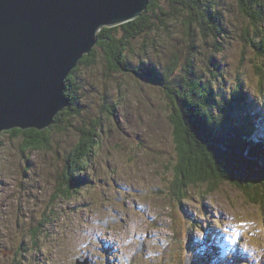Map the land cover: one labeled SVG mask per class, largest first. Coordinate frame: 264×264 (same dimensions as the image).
Segmentation results:
<instances>
[{"label": "rangeland", "instance_id": "374dc122", "mask_svg": "<svg viewBox=\"0 0 264 264\" xmlns=\"http://www.w3.org/2000/svg\"><path fill=\"white\" fill-rule=\"evenodd\" d=\"M223 1L232 4L230 13L223 14L231 16L233 31L251 25L250 19L239 13L236 0ZM180 2L159 0L158 7L151 9L150 25L164 34L159 21L164 20L175 35L167 40L174 54L183 58L170 69L166 85L155 88L144 77L121 73L117 57L113 60L109 56L101 67L100 62L90 68L80 65L69 80L70 94L74 101L78 99L76 107L85 119L76 120V129L49 131L50 150L28 151V164L17 149L23 137L4 132L0 135V264H77L82 256L91 264H264L261 205L249 203L233 184L211 186L206 180L187 189L186 182L175 183L184 176L177 171V163L189 170L182 156L192 145L190 135H184L181 144L175 142L176 135L182 136L184 131L179 127V116L184 115L183 110L188 111L175 99V93L188 98L195 114L206 112L214 117L225 107L223 99L230 98L240 84L257 103L264 101V80L260 84L258 59L251 43L244 42L239 31L229 38L230 34L213 28L211 20L207 26L214 32L204 33L196 26L193 38L184 35L187 16L180 19L184 11ZM163 12L167 16L162 17ZM153 31L140 32L141 36L145 34L143 39L150 40L155 36ZM118 32L112 47L119 48L121 61L132 65L133 72H139L140 60L142 63L146 58L152 63L161 61L167 71L169 59L163 53L158 57L156 53L146 56L140 52V60L137 58L141 40L130 38L140 33L136 27L119 29L115 34ZM218 42L222 45H216ZM240 58L246 63L243 79L236 77ZM190 67L195 68L196 85L182 77ZM227 70V82L231 83L223 84ZM200 74L203 79H211L212 93L205 89L206 82L200 85ZM113 101L120 104L118 113ZM84 123H89L83 131L87 143H98L85 171L88 182L76 193L67 185V177L62 178L63 159L72 155L79 138L76 130ZM214 159L221 163L217 152ZM200 169L196 174L205 180L208 170ZM50 211L52 218L42 228L43 215L50 218ZM228 245L225 256H221L220 249ZM206 246L213 254L209 251L205 256L202 249L207 251ZM193 247L198 250H191Z\"/></svg>", "mask_w": 264, "mask_h": 264}, {"label": "trees", "instance_id": "16d2710c", "mask_svg": "<svg viewBox=\"0 0 264 264\" xmlns=\"http://www.w3.org/2000/svg\"><path fill=\"white\" fill-rule=\"evenodd\" d=\"M236 1L238 2V6L236 5V7L238 11H240L239 13L245 14L250 19L251 25L243 31L237 28L235 31H233L235 24L233 23L231 16H226L223 14V11L230 13L228 7H232V4H228L223 0H181L180 4H182L184 11L181 14L180 19L184 18L185 15L187 16V24L184 35L189 34L193 38L194 35H196V30L198 29L196 26H200L204 33L207 30L214 32L212 31V26L208 28V20L212 21L211 23H213V28L215 27L216 30L230 34L229 38L232 37L235 32L239 31L241 34V39L246 43L249 41L252 45L251 47L253 52L257 55L256 59H258V64L256 65V71L258 74L257 76L260 78V84H262V80H264V0ZM158 2L159 0H151L147 10L139 19L114 28H105L99 33L98 45L89 55H86L83 58L80 64L75 68V70H73L68 80H66V95L70 101L69 107H67L62 113L58 115L54 124L49 129L44 131L31 129L23 131L16 129L14 131L4 132L10 133L14 136L20 135L23 137V143L17 149L19 153L25 157V161L28 164L31 163V156L26 155L28 151L33 150L38 152L39 150H50V141L48 138L49 131L54 129L69 130L71 127L76 129V120L82 122L81 118L85 119L83 113L80 114V109L76 107L78 104V99L76 98L74 101L73 95L70 94L72 84L70 85L69 80L72 76H74L75 73L77 74L80 69V65H85L84 67L90 68L96 66L100 62L99 67H101L104 65V61L107 57L110 56L113 60H115L117 57L118 64L122 66L121 73H134L137 75V77H144L148 84L153 82V85L156 86L155 88L166 85L169 79L167 75H170L171 73L170 69L178 65L179 58H183L179 57L177 54H174V49L168 42V40L171 41L175 36L173 35L172 31L169 30L168 24L160 18L159 21L164 26V34L162 31L154 29L153 26L150 25L153 10L152 8L155 7ZM221 2H223V4H221ZM196 7H199V9L196 10ZM201 12H203L204 17L202 16ZM163 16L167 15L163 12L162 17ZM237 20H239V17ZM225 26L227 27L225 28ZM133 27H136L139 32L142 30V33L144 31L149 33L153 30V32H155V36L150 40L143 39L142 37L145 36V34L141 36V32L139 34H133L130 36L131 39L135 40L136 38H139L141 40L139 45L140 51L135 52L137 55H139L137 58L140 60V52L146 56H148L150 53H156L158 57H161L164 54V57L166 56L165 58L169 59V65H165L167 71H165L161 61L152 63L149 58L144 59L142 63L140 60V67L138 68L139 72H133L134 68L132 65L127 66L123 63V61H121L122 55L120 54L121 52L118 51L119 48H115V46L112 47L113 43L117 41L119 32L117 34L115 33L119 29H122L123 31L127 28L133 30ZM200 34L205 35L202 33ZM177 36H179V33ZM165 44H167V50L165 48L166 46H164ZM216 45L221 46L222 43L218 42ZM123 51L124 49H122V53ZM117 52L118 54H116ZM185 58L189 61L188 57ZM206 60L209 61V58ZM238 63L236 77L238 79H243L244 77H241V75L246 73V63L244 62L243 58L238 59ZM242 68L243 71H241ZM194 69L195 68L190 67L184 70L182 77L186 76L188 81L192 82L193 85H196V81L193 80V76L195 75ZM111 72L114 71L112 70ZM226 75L227 76L223 84L228 83V70L226 71ZM182 77L177 76L178 79L180 78L183 80ZM203 78L204 76L200 74L198 78L200 85L202 86V84L206 82L207 85L205 89L212 93L213 85L210 83L211 79L208 77L205 79ZM188 81L185 79L186 84H188ZM235 91L236 92L231 94L230 98L226 99L223 97V104L225 107L223 106L218 117H214L212 113L208 115L206 112H201L199 110V106L197 107V110L200 111L201 114H195L194 111L191 110L192 107L188 101V98H185L182 93H180V96L178 93L174 94L175 99L183 102L188 110H183L182 113H184V115L181 117L179 116V127L183 128L184 131H182V136L179 134L176 135L175 142H177V144H181L183 142L184 135H190V141L192 142L191 147L187 149L185 154L183 153L182 156L183 160L187 162L186 165H189L190 172L189 170H184V168L179 163H177V171L184 173V176L183 179L179 176V179H177L175 183L177 181L179 183L186 182L184 185H187V189H189V187L192 185L202 183L206 180L210 182L211 186L212 183H216L217 185L220 183L230 184V181L228 180L229 178L227 179V176L235 175L238 180L233 182L234 189L238 190L239 188L241 193L248 199L249 203L250 201L252 203H258L261 205L260 207L264 208V181L251 184L243 183L240 185L239 183L241 177L238 173L240 168L246 170L248 176H252L256 172L264 173V101L262 100V102L257 103L248 94H246L247 92L241 88V84L235 89ZM113 107L115 112L118 113L117 108H120L119 102L113 101ZM88 124L84 123L81 128L76 130L79 134L78 142L71 150V152L73 151V153H71L72 155L68 156L66 159H63L65 174H62V178L67 177V185H69L72 191L76 193L79 192V189L84 183L88 182V180L86 181L87 175L85 171L90 163L89 160L92 156L91 154H96L94 147L95 144L98 143L95 140H90L87 143L86 135L83 133V131ZM176 133L177 130H175V134ZM219 140L222 142H219ZM216 152L219 154V156L224 154V158L230 163L218 164L214 159ZM189 156L192 157V161H189ZM199 167L203 170H208V175L205 177V180L204 177H199L196 174L197 172H201ZM176 169L175 173H178ZM256 177H258V175H256ZM187 189H185V192H187ZM176 191L181 195L179 190L176 189ZM209 193L212 192L209 191ZM173 194L175 195L174 192ZM187 197L188 195H182V198L184 199ZM53 209L57 211L54 204ZM205 210L206 214H209L206 208ZM54 214L57 216L55 211ZM49 216L50 218H46L45 215H43L44 219L41 220L42 222H40L42 228H45L50 222L52 218L51 211ZM200 225L202 228V224ZM37 234L38 233H35V236ZM206 247L208 248L207 251L206 248L202 249L205 256H208L209 251L213 254L210 247ZM223 247L224 249L221 251V256H225L224 250L228 249L229 245ZM235 247L238 249V246L233 245L234 249H236ZM196 249V247H193L191 250L195 251ZM23 252H25V250ZM238 254L240 257V252Z\"/></svg>", "mask_w": 264, "mask_h": 264}, {"label": "water", "instance_id": "95a60500", "mask_svg": "<svg viewBox=\"0 0 264 264\" xmlns=\"http://www.w3.org/2000/svg\"><path fill=\"white\" fill-rule=\"evenodd\" d=\"M148 1L0 0V132L51 127L70 105L66 80L98 33L138 17ZM238 173L240 185L264 181L263 172Z\"/></svg>", "mask_w": 264, "mask_h": 264}, {"label": "bare ground", "instance_id": "6f19581e", "mask_svg": "<svg viewBox=\"0 0 264 264\" xmlns=\"http://www.w3.org/2000/svg\"><path fill=\"white\" fill-rule=\"evenodd\" d=\"M148 2L150 3L151 0H149ZM146 10H147V9L145 8L144 10H142L141 12H139L138 17H135V18L129 19L128 22H121V23L116 24V27H117V26L124 25V24H127V23H129V22H132V21L138 19V18H139V17H140V16H141ZM107 27H108V28H111V26H107ZM113 28H114V27H113ZM104 29H105V28H104ZM102 30H103V29H102ZM102 30H101V31H102ZM101 31H100V32H101ZM100 32H99V33H100ZM99 33H98V43H99ZM97 45H98V44H97ZM97 45H96V46H97ZM96 46H95V47H96ZM95 47H94V48H95ZM94 48H93V49H94ZM93 49L90 50L89 52H86L84 55H85V56H86V55H89V54L93 51ZM85 56H84V57H85ZM82 60H83V59H82ZM82 60L79 61L78 65L80 64V62H81ZM78 65H77V66H78ZM74 70H75V69H74ZM72 72H73V71H72ZM71 74H72V73H71ZM71 74H70V75H71ZM68 78H69V77H68ZM67 80H68V79H67ZM64 110H65V109H64ZM64 110H63V111H64ZM61 112H62V111H61ZM61 112H60V113H61ZM60 113H59V114H60ZM49 128H50V127H49ZM49 128H47V129H49ZM16 129H19V128H16ZM16 129L2 130V131L0 132V135H1L3 132H10V131H14V130H16ZM20 130H22V129H20ZM28 130H29V129H28ZM31 130H34V129H31ZM45 130H46V129H45ZM23 131H26V130H23ZM43 131H44V130H43ZM66 146H67V145H66ZM70 147H71V146H70ZM117 222H118V221H116V223H117ZM210 224H211V223H210ZM210 224H209V225H210ZM143 247H144V246H143ZM139 249L141 250V248H139ZM144 249H145V247H144ZM140 250H139V252H140ZM212 250H213V249H212ZM222 250H223V248L220 249V251H222ZM107 251H109V247L107 248ZM143 251H144V250H143ZM217 263H219V262H217ZM77 264H91V261H90L89 258H87V257H85V256H82V257H80V258L77 260ZM186 264H190V263H188V261H186ZM213 264H215V261H213Z\"/></svg>", "mask_w": 264, "mask_h": 264}, {"label": "flooded vegetation", "instance_id": "af4514ba", "mask_svg": "<svg viewBox=\"0 0 264 264\" xmlns=\"http://www.w3.org/2000/svg\"><path fill=\"white\" fill-rule=\"evenodd\" d=\"M122 200H123V198H122ZM144 251H145V249H144Z\"/></svg>", "mask_w": 264, "mask_h": 264}]
</instances>
